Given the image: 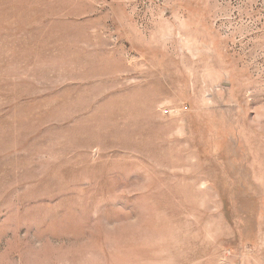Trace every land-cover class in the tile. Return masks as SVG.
<instances>
[{"label":"rangeland","instance_id":"obj_1","mask_svg":"<svg viewBox=\"0 0 264 264\" xmlns=\"http://www.w3.org/2000/svg\"><path fill=\"white\" fill-rule=\"evenodd\" d=\"M0 264H264V0H0Z\"/></svg>","mask_w":264,"mask_h":264}]
</instances>
